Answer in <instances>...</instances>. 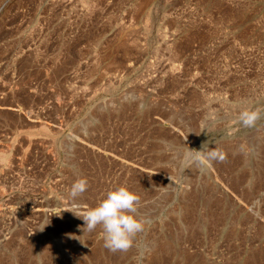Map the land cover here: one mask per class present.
I'll use <instances>...</instances> for the list:
<instances>
[{"label": "rangeland", "instance_id": "1", "mask_svg": "<svg viewBox=\"0 0 264 264\" xmlns=\"http://www.w3.org/2000/svg\"><path fill=\"white\" fill-rule=\"evenodd\" d=\"M245 108L264 109V0H0V264H264ZM119 186L148 223L110 252L66 210Z\"/></svg>", "mask_w": 264, "mask_h": 264}, {"label": "clouds", "instance_id": "2", "mask_svg": "<svg viewBox=\"0 0 264 264\" xmlns=\"http://www.w3.org/2000/svg\"><path fill=\"white\" fill-rule=\"evenodd\" d=\"M138 98L129 95L125 98L127 102H135ZM145 105L138 104V111L143 114ZM264 116L262 108H245L238 113L237 122L245 128H253ZM189 152V157L202 168L211 167L212 163L223 162L225 153L217 148L208 150H194L195 155ZM88 188L86 178L77 179L69 190V197L75 200L83 195ZM140 197L130 191L126 186H119L107 192L94 208L81 211L79 207L66 210L72 212L76 217L84 221L83 232H93L98 226L103 231L104 247L110 252H127L133 247L134 240L138 234L145 230L147 220L138 218L135 213Z\"/></svg>", "mask_w": 264, "mask_h": 264}]
</instances>
